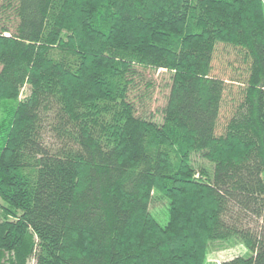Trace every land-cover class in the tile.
Returning <instances> with one entry per match:
<instances>
[{
	"label": "trees",
	"instance_id": "trees-1",
	"mask_svg": "<svg viewBox=\"0 0 264 264\" xmlns=\"http://www.w3.org/2000/svg\"><path fill=\"white\" fill-rule=\"evenodd\" d=\"M0 66V264H264V0H0Z\"/></svg>",
	"mask_w": 264,
	"mask_h": 264
},
{
	"label": "rangeland",
	"instance_id": "rangeland-1",
	"mask_svg": "<svg viewBox=\"0 0 264 264\" xmlns=\"http://www.w3.org/2000/svg\"><path fill=\"white\" fill-rule=\"evenodd\" d=\"M4 22V18H1ZM236 61L234 54L220 48L217 52L214 75L223 78L228 83V90L224 98L221 110V122L233 112V107L238 105L240 85L230 82L232 78H243V70ZM1 71V66H0ZM137 79V87L130 95L131 100L136 106L137 115L144 118H154L158 121L162 118V111L165 108L171 91V75L166 71H143ZM234 84V85H233ZM28 89H24L22 97H25ZM49 140L48 137H46ZM50 141V140H49ZM194 162L200 164L203 161L195 157ZM164 204L154 203L151 210L155 219L162 225H167L169 221L167 207L162 208ZM248 250L242 246H231L212 251L208 257L207 264H222L238 256H249Z\"/></svg>",
	"mask_w": 264,
	"mask_h": 264
}]
</instances>
